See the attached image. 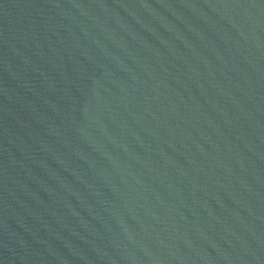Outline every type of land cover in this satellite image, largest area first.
<instances>
[{
	"label": "water",
	"instance_id": "95a60500",
	"mask_svg": "<svg viewBox=\"0 0 264 264\" xmlns=\"http://www.w3.org/2000/svg\"><path fill=\"white\" fill-rule=\"evenodd\" d=\"M0 264H264V0H0Z\"/></svg>",
	"mask_w": 264,
	"mask_h": 264
}]
</instances>
